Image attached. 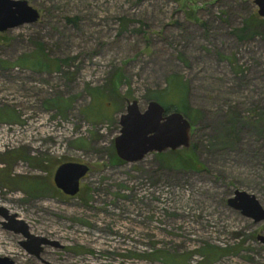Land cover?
Wrapping results in <instances>:
<instances>
[{"label":"rangeland","instance_id":"obj_1","mask_svg":"<svg viewBox=\"0 0 264 264\" xmlns=\"http://www.w3.org/2000/svg\"><path fill=\"white\" fill-rule=\"evenodd\" d=\"M28 1L40 18L0 32V110L14 116L0 120V205L62 246L32 255L0 216V256L15 264H264V220L227 201L239 188L264 207V23H248L254 0ZM37 60L48 68L22 65ZM173 74L188 81L200 112L191 145L124 161L115 138L128 102L145 110ZM194 144L206 169L174 166ZM68 161L90 166L75 196L54 182Z\"/></svg>","mask_w":264,"mask_h":264},{"label":"water","instance_id":"obj_2","mask_svg":"<svg viewBox=\"0 0 264 264\" xmlns=\"http://www.w3.org/2000/svg\"><path fill=\"white\" fill-rule=\"evenodd\" d=\"M254 3L258 6V14L264 17V0H254ZM39 18L38 9L28 0H0V32L36 22ZM128 103L126 112L120 118V134L115 138L116 152L121 159L136 162L152 152L191 145L192 123L183 113L167 112L157 100H151L145 110L140 109L137 100ZM89 170L90 166L86 163L63 162L55 171L54 182L65 194L75 196ZM227 201L229 206L255 222L264 220V207L256 194L237 188ZM0 216L4 218L3 228L21 234V246L32 255L40 257L48 245L62 246L57 240L33 233L24 219L2 205ZM257 237L264 244V235L258 234ZM0 264H15V261L8 256H0Z\"/></svg>","mask_w":264,"mask_h":264},{"label":"trees","instance_id":"obj_3","mask_svg":"<svg viewBox=\"0 0 264 264\" xmlns=\"http://www.w3.org/2000/svg\"><path fill=\"white\" fill-rule=\"evenodd\" d=\"M248 23H250L252 26L257 27L258 24L264 23V17H261L258 14L253 13L249 19ZM247 30L248 27H244L241 29L237 30V35L239 38L243 39L247 37ZM22 65L28 67L30 66L31 68H37V69H47L48 65L42 63L40 60L29 62V61H23ZM120 79H122L123 75L120 74ZM173 89V90H172ZM189 91H190V85L187 80H185L181 75L178 74H173L168 77L167 79V87L163 90H159L154 92L152 95L153 99H156L158 102H163V106L166 108L167 112L171 111H179L185 115L190 121L195 120L196 117H194V109L191 108L189 104ZM177 97L181 98V102H177ZM176 101V102H175ZM160 102V103H161ZM165 103V104H164ZM179 105L182 107V109L176 107V105ZM173 106V107H172ZM171 108V109H170ZM198 114H200L199 111H195ZM13 114H8V111H1L0 110V120L1 119H8V118H13ZM87 115H90L89 113ZM257 122H260L257 120ZM192 123V122H191ZM232 123H236V118L232 119ZM196 145L194 144L193 147L191 148H185L184 151L186 154L179 155L177 158L174 160L173 164L176 167H184V168H205L206 166L199 160V157L196 153ZM21 185H23L26 189L29 190H34L35 186L38 185V182H28V181H23L21 182ZM202 251L205 254H216V250L213 248H203ZM167 261L173 262L175 259L170 257H164ZM179 260V259H176Z\"/></svg>","mask_w":264,"mask_h":264},{"label":"flooded vegetation","instance_id":"obj_4","mask_svg":"<svg viewBox=\"0 0 264 264\" xmlns=\"http://www.w3.org/2000/svg\"><path fill=\"white\" fill-rule=\"evenodd\" d=\"M44 250H45V248L43 249V251H42V252H44Z\"/></svg>","mask_w":264,"mask_h":264}]
</instances>
